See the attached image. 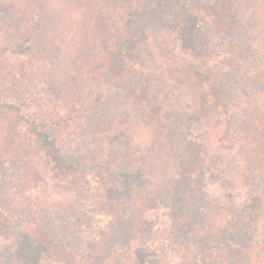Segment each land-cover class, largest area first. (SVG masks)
Instances as JSON below:
<instances>
[{
  "label": "rangeland",
  "instance_id": "rangeland-1",
  "mask_svg": "<svg viewBox=\"0 0 264 264\" xmlns=\"http://www.w3.org/2000/svg\"><path fill=\"white\" fill-rule=\"evenodd\" d=\"M114 1L117 2H114V10L124 12V19L121 22L118 19L119 29L115 25L108 27V31L114 29L102 39L93 60L89 61V66L96 64L99 67L105 64L106 69L102 73H90L93 69H87L86 74L78 72V55L74 51L77 46L70 41V31L66 32L61 28L67 12L57 8L46 10V26L34 37L32 53L0 57V104H15L26 108L32 105L39 112H51L59 120L65 119L68 114L76 117L73 122L66 123L70 130L61 140L63 146H67L66 155L61 160L58 156L49 157L48 153H36L39 151L40 142L44 149L50 150L51 142L45 138L46 133L45 137L36 140L27 134L25 127L5 126L2 124L5 117H0V264H33L39 256L51 257L50 246L46 244V240L50 239L57 242L55 248L64 245L66 250L61 252L69 260L71 257L79 258L84 255L89 258L86 262L91 264H174L173 258L177 262V255L180 254L178 249L186 245L176 244L180 238L185 237L183 234L178 235L176 241L171 240V218L176 220L181 215L184 218L187 216L180 209L174 211L172 195L181 192L185 203L192 201L187 211L193 215L192 221L196 220L199 200L203 203L210 201L211 197L220 196L221 189L214 187L223 179L221 174L228 172L229 164L236 166L241 160L237 148L228 152L227 149L222 150V147H212L207 127L214 123L215 116H220L223 112L229 114L228 117H222L221 122L228 126L225 137L233 141V136H243L249 126L243 123V119L252 120L251 116L246 117L244 113L237 117L232 116V111L228 108L215 115L208 105L221 96L219 104L223 106V102L229 98L242 104L245 112L252 111L255 118L264 115V95L258 89L257 81L248 80L246 77L243 79V74L237 71L238 61L247 60L240 57V51L234 52L231 59H236L228 63L236 71L232 76V82L236 86L233 87L232 94L222 93L212 87L214 80L211 79V58L208 57L207 61V54L198 57L190 48L184 44L182 47L172 39V36L174 39L177 37L172 33L177 26L176 22L185 24L184 28L190 29L196 17L195 12L201 14L205 10L199 0H145L141 9H136V16L141 23L135 26L138 28L135 35L126 37L129 57L134 60L135 66H146L145 74L149 76V82L159 84V88L152 92L149 90L148 81L140 87L139 78L130 75L124 88L120 82L122 80L117 79L119 74L116 70L121 65L118 55L119 52L124 53L123 46H126V43L120 46L125 38L123 24L129 20L128 14L135 9L129 6L133 0ZM141 1L143 0H136L137 3ZM237 2L243 5L249 3L246 0ZM82 3L85 8L80 6ZM250 3L256 6V2ZM1 4L5 5L0 10V45L11 49L23 35L25 18L28 16L12 0L2 1ZM103 5H99L97 0H76L72 10H77L78 14L74 17L78 16V25L81 28L88 27L84 18L95 11L100 12ZM243 5L240 7L246 13ZM145 30L150 34V40H147ZM263 35L257 31L249 34L251 42L256 43L249 52L254 53L256 48H262V44L258 46V41ZM78 47L82 48V45L79 44ZM83 50L90 58L94 48ZM249 52L245 55L250 56ZM220 67L223 68V65ZM148 69L156 70L155 74H149ZM142 70L144 69L140 72ZM86 113L90 115L89 119L84 118ZM108 115L112 116V120L106 122L109 120ZM181 120L188 127H181ZM186 120L190 123L186 124ZM140 121L146 126L140 128L142 131L138 133L137 122ZM189 131L193 135H189ZM101 136L103 142L100 140ZM119 137L126 138L124 143L131 138L126 156L132 161L121 156L122 144L118 145V142L122 140L118 141ZM140 138L145 146H140L136 151L132 150V146ZM3 148L10 150L6 153ZM97 149H105L104 154L100 156ZM3 151L8 156L4 157ZM70 154L79 155L78 160L73 159L71 163L76 165L86 160L89 167H81L78 171L66 170L64 163L60 165V161L65 162L67 156L71 157ZM140 157L147 160V163L153 159L162 166L163 161L170 162L169 169L164 168L172 179L166 183L160 198L145 206V223L137 224L133 233L126 232V236L133 243H122V249L107 255L100 262H95L93 253H90L94 248L91 236L97 232L96 223L101 220L95 218V214H107V205L116 214L119 210L111 202L101 201V197H104L102 187H113L118 193L115 187H122V174L119 171L137 163ZM105 160L110 162L111 170L116 161H125L123 167L120 164L114 166L120 178L105 170L100 173L95 167V162ZM241 162L242 160L239 163ZM188 166L192 168L190 172ZM238 166L241 170L242 166ZM145 172L154 180L160 179L151 170ZM190 173L193 175L192 180L196 182L192 185L187 179ZM137 180L133 179L131 182L136 184ZM228 186L225 180L222 187L226 189ZM121 200L123 204L128 203L126 192H123ZM58 250L53 252L56 254ZM11 251H16L15 261L9 256Z\"/></svg>",
  "mask_w": 264,
  "mask_h": 264
},
{
  "label": "trees",
  "instance_id": "trees-1",
  "mask_svg": "<svg viewBox=\"0 0 264 264\" xmlns=\"http://www.w3.org/2000/svg\"><path fill=\"white\" fill-rule=\"evenodd\" d=\"M2 1L5 0H0V10H2L5 5L1 4ZM12 1L14 5L18 4V6L22 7V10L27 12L28 17L25 18V30L22 33L23 35L20 34L19 42L15 43L14 47L11 49H8L6 45H0L1 58L6 57L8 54L13 56H25L32 53L33 49L31 45L34 37L42 32L46 26L44 25L47 20L46 10L57 8L67 12L64 16L66 20L62 23L63 25L61 28L66 32L70 31L71 35L69 38L70 41H72L71 43H74L77 47L79 44L82 45V48L74 47V51L78 55L76 60L78 72L86 74L85 71H87V69H93L89 71L90 73L96 71L102 73L101 71H105V64L99 67H96V64H94V66H89V61L93 60L97 49L102 44L100 43L102 39L106 38L108 33L114 29L111 28L108 31V27L110 25H115L119 29L118 21L120 20L121 22L124 19V16L122 19L124 12H122V14L121 11L117 12L114 10L117 2L114 0H97L99 5L104 4L102 8L100 7L101 11H95L92 15L90 14L88 17H85L84 22L88 27L81 28L77 23L78 16L74 17V15L78 14L77 10H72L76 0ZM77 1L88 2L89 0ZM144 1L145 0L137 3L136 0H133L132 3H129V6L134 7L135 10L131 14H128L130 18L127 20L126 24H123L122 30L125 33V38L120 43L121 47L126 43L127 36L130 37L136 34L138 28L135 26L141 23L140 18L136 16V9H141ZM237 1L238 0H199V4L202 5L205 10H203L201 14L195 12L196 17L190 29L184 28L185 24H177L176 22L177 26L172 33L177 37L174 39V36H172V39L180 46L183 47L184 44L190 48L198 57L207 54V56H205L207 61L209 60L208 57L211 58V62L213 63V77L211 79L214 80L212 87L219 89L222 93H233L232 89L236 84L232 82V76L236 71L234 68H230L228 63H230V60L236 59H231L234 52L237 53L240 51V57L243 59L246 58L247 60L238 61L237 71L243 74V79L246 77L248 80L257 81V87L262 92V95H264V2L260 0H246L249 3L243 5L239 4ZM251 1L256 2V6L254 3L251 4ZM114 2L116 4H114ZM240 5L244 6L246 13L242 11ZM80 6L85 8L83 3ZM211 12H213V14H211ZM254 31L263 35V38L258 41V46L262 44V48H256L257 50L253 53L249 51H251L253 46H256V43L251 42L248 36ZM145 35L147 36V40H150V34H148L146 30ZM129 42L130 41H128V43ZM89 47L94 48V51L89 55L90 58L87 54H84L85 50H83ZM123 47L122 52H124V55L121 52H119L118 55V61L121 65H119L120 69H118V66L116 70L119 74L117 79L122 80L120 82L124 88H126L125 83L127 82L128 76H135L139 78L138 82L141 85L140 87H143L145 82H149V76L145 74L146 66H135L134 60L129 57L130 52L127 43L126 46ZM247 52L251 53L250 56L245 55ZM246 56L251 58H247ZM220 65H223V68H221ZM168 66L171 68V64L169 65L168 63ZM127 69L128 71L124 72ZM141 69L144 70L140 72ZM148 72H150L149 74H155L156 70L152 71V69H148ZM148 87L149 90L154 92L159 88V84L154 85L150 83ZM220 97L218 100H213L208 105L211 108L210 110L214 112L213 114L217 115L222 112L223 109L228 108L232 111V116L237 117L240 113H244L246 117L251 116L252 120L244 118L243 123L249 125L244 131V135L239 137L233 136L234 140L231 141L224 135L228 128L227 123L221 122V118L226 115L228 117L229 114L223 112L222 115L215 116L214 123H211V126L207 127L209 137L211 138L210 145L212 147H222V150L227 149L229 150L228 152H233V150H235L234 148H237L242 162L239 163L240 160L236 166L234 164H229L227 169L228 172L226 174H221L223 179L220 184L214 187V189H221L219 191L222 193L220 196L211 197L210 201H204L203 203L199 200V207L195 213V222L192 221L193 215L187 211L188 205L192 201L185 203V199L181 198V192L172 195L174 211L180 209L182 210V214L187 216V218H184L181 215L176 218V220L171 218L173 223V225L171 224L173 228L171 240L176 241V237L183 234L185 237L180 238L179 242L176 244L184 243V245H186V247L178 249L180 254L177 255V262L173 258L174 264H264V115L255 118V114H252V111H250V113L245 112L242 104H238V102L229 98H226L225 102H223L225 106H223L219 104V102H221ZM0 111V117H5V119L2 120V124L5 126L8 125V127L12 126L13 128L16 126L25 127L27 134L30 137H35L36 140L41 139L42 136L45 137V133L47 134L45 138H48L51 142L50 150L44 149V145L40 142L38 144L39 151L36 152L38 155L48 153L49 157L53 156L56 158V156H58L59 159H63L66 155L67 146H63L61 140L66 137V133L70 130L67 128L68 126L66 123L76 120V117L71 116L72 114H68L65 119L59 120L58 117L52 116L49 111L39 112L32 105L26 108L25 106H18L15 104H0ZM84 116L85 119L90 118V115L87 113L84 114ZM108 119L109 120H106V122L112 120V116H109ZM114 119L115 116L113 122ZM181 119L184 118L181 117ZM12 120L14 122H12ZM169 120H172V118H169ZM182 121L183 120H181L180 123L183 125L184 122ZM186 121V124L190 123L188 120ZM137 123V131L141 133L142 129L140 128H144L146 125L142 121ZM181 127L184 128L188 126L183 125ZM189 135H193L192 131H189ZM36 140L35 142H37ZM100 140L102 142L104 141L103 136L100 137ZM125 140L126 138L124 137H119L118 139V141H120L118 145L122 144L120 153L126 160L129 159L132 161L131 158L126 156L129 151L127 146L131 145L128 144L131 142V138L126 143H124ZM59 142L62 144H59ZM140 146H145L141 138L132 146V150L136 151ZM3 150H6L7 153L10 149L3 148ZM97 150L100 156L104 154L105 149L104 151ZM1 152L2 151H0V153ZM6 153L3 151L4 157L8 156ZM136 154L140 155L138 153ZM70 155L72 158L67 156L65 162L63 160L60 161V165L64 163L63 167L66 170L71 171L72 169H77L76 171H78L81 167L82 169L84 166L89 167L90 164L87 163L86 160H82L81 163L74 165L71 161L73 159L78 160L79 155ZM139 159L137 163L125 167L124 170L119 169V174H122V187H115L118 193L115 192L113 187H110L111 189H109V186L102 187V194L104 197H101V201L111 202V205L118 206L119 210L117 211L118 214H116V212L110 211V205H107L105 207V212H107V214H101V216L95 214V218L101 219L96 223L98 227L96 228L98 229L97 232L91 236V241L93 242L92 246H94V248H92L93 252L90 253H93V261L95 262H100L107 255H111L116 253L118 249H122L120 248L122 243H128V245L133 243L132 240L128 239L126 236V232L133 233L137 224L145 223V206L150 204L153 200L157 201L166 183L170 182L172 179V177L169 178L165 169L170 162L163 161L162 163H164V166H162L154 162L153 159L150 160V163H147V160L143 157ZM191 159L193 160L192 157ZM119 164L123 167L125 161H116L113 164L114 171L110 169V162L107 160L104 162L100 161V163L95 162L94 165L100 173L105 170V172L114 176L115 174L118 175L114 166ZM238 165L242 166L241 170L238 169ZM167 169H169V167ZM147 170H151V172L160 179L154 180L150 174L145 172ZM160 170H164L165 172L158 173ZM188 170L189 172L192 170L191 166H188ZM192 177L193 175L191 173L187 176L190 185L196 183L192 180ZM118 178H120V175H118ZM107 179H110V177L107 176ZM133 179H138L136 184H134L135 182H131ZM225 180L229 185L226 189L222 187V183H224ZM111 183H113V181H111ZM104 187H106L105 190ZM138 190L142 193L140 194ZM123 192H126L128 195V203L126 204H123L121 200ZM116 215L117 218L113 219ZM146 217H148V214ZM190 217L191 220H189ZM29 238L30 237H28V239ZM18 242L19 241H17L16 245H18ZM56 243L57 242L51 239L49 241L46 240V244L50 246L49 251L51 257L44 255L39 256V259H36L33 264H91L86 262L89 258H85L84 255L79 256V258L71 257V260H69L68 257L61 252L63 249L66 250L64 245L61 244L55 248ZM55 249H59L56 254L53 252ZM14 253H16V251L9 252V256L15 261L16 258ZM77 259L79 260L78 262ZM90 261H92V259Z\"/></svg>",
  "mask_w": 264,
  "mask_h": 264
}]
</instances>
